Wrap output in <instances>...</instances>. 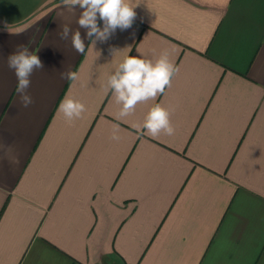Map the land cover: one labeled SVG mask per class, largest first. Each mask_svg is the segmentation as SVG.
I'll return each instance as SVG.
<instances>
[{"label":"crops","instance_id":"1","mask_svg":"<svg viewBox=\"0 0 264 264\" xmlns=\"http://www.w3.org/2000/svg\"><path fill=\"white\" fill-rule=\"evenodd\" d=\"M132 2L100 40L79 5L0 0V264H264V0ZM25 48L42 67L17 92ZM164 52L171 86L120 116L108 78ZM155 104L174 134L136 130Z\"/></svg>","mask_w":264,"mask_h":264},{"label":"clouds","instance_id":"2","mask_svg":"<svg viewBox=\"0 0 264 264\" xmlns=\"http://www.w3.org/2000/svg\"><path fill=\"white\" fill-rule=\"evenodd\" d=\"M63 4L79 5L84 9L79 18V25L87 28L88 37L95 36L105 40L109 33L117 27L122 30L130 28L136 19L134 11L136 4L132 0H62ZM98 19L103 22V28L98 25ZM69 28L64 26V36ZM72 45L79 53H84L85 45L80 32L77 31L72 37ZM27 49L23 52L9 57V67L15 68L18 78L17 92L29 87V75L33 68L42 67L41 61L36 54L28 55ZM178 72V68L169 60L167 52L162 53L153 62L151 59H144L138 56H126L123 62L116 69L115 74L108 78V86L113 91L115 102L121 105L119 115L129 116L135 112L136 106L149 100H155L162 94L166 87L171 86L172 77ZM77 72H70L69 80H76ZM24 106L32 103L29 97H25ZM58 111L68 117L79 118L86 111L84 103L65 96L60 102ZM170 113L160 104L153 105L142 124L136 125L138 132L157 137L161 130L167 135L174 134V127L170 122ZM112 139L118 140L113 132Z\"/></svg>","mask_w":264,"mask_h":264}]
</instances>
